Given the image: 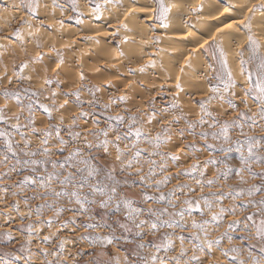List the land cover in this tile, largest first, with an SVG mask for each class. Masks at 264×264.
Masks as SVG:
<instances>
[{
  "label": "rangeland",
  "instance_id": "1",
  "mask_svg": "<svg viewBox=\"0 0 264 264\" xmlns=\"http://www.w3.org/2000/svg\"><path fill=\"white\" fill-rule=\"evenodd\" d=\"M115 1L111 0V5ZM131 1L118 0L116 1L118 5L126 3L127 8L126 5L118 6L119 14L116 11H112L114 14L112 12L104 14L102 19L104 23L115 19L113 25L116 27L115 34L105 35L97 41L98 38H92V36L96 33V35L101 34L99 31L101 28L95 25L98 22L94 21V24L92 21L95 25L93 29L96 31L93 30L92 35L78 31L79 24L87 18L84 17L86 8L93 7L96 3L103 6L104 0H93V4H89L88 0H75V4L73 0H40V8L36 16L27 12L25 5L28 0H0V37H4L0 39V108L4 109L6 121L0 122V131L9 134L16 152V157L8 153L5 138L0 137V159H3L6 154L9 157L8 165L0 167V233L11 232L13 237L11 241L0 239V260L8 259L12 264H24L23 258L31 255L32 264H45L46 261L51 264H116V261L124 264L125 259L130 264H142L141 258H149L154 252V244L160 243L166 233L172 234L175 244V250L168 255H175L179 251L177 238L183 235L184 247L188 250L187 255L190 257L193 254L189 242L194 231L191 228L192 220L201 222L211 219V214L203 203L202 198H204L212 205L213 212H219L221 207L226 209V212L222 220L206 226L207 238L213 242L220 239V245L214 246L210 253L207 248L204 252L197 251L196 255L199 259L204 261V264H240V261H244V264H253V260H260L261 264H264V243L248 239L243 225L235 230L228 228L234 220H243L245 215L255 212V209L250 207L246 210L243 208L248 199L259 200L264 195V193H255L252 197L247 196L248 189L253 185H264V181L259 177L264 170V165L256 163L257 158L264 157V120L254 115L258 110V102L253 98L250 97L245 106L244 91L247 84L245 77L241 75L238 56V53L243 51V59L248 61L252 55L251 50L246 47L247 31L240 24L238 30L244 32L246 38L242 43L237 40L232 41L231 60L235 59L234 70L231 69L229 58L226 57L235 87L228 92L221 91L216 99L207 105V110L212 113V116H205V123L202 126L197 124L195 129H189L188 123H196L200 119L198 102L212 95L208 92L209 85L219 83L215 79L209 81L208 77L222 74L218 49H224L225 39L214 36L210 30L212 33L209 35L208 43L201 49V61L196 65L197 70L188 77L185 74L184 65L188 59L184 54L181 57L183 62L180 57L179 59L170 58L171 62L165 60V63L154 61L156 54L152 48L159 46V37L151 23H148L151 28L147 31V35H144V42L134 46L139 50V47L145 45L149 48L147 52L143 53L144 51L140 49L143 52L136 50L137 53L129 48V54H127L126 50L115 41L128 32L120 26L121 23L127 25L130 17L135 15L132 13L125 19V13L129 12L128 4ZM142 1L153 5V8L156 7L154 0ZM205 1L200 0L197 4L187 2L186 7L178 12L182 16L180 26L186 27L190 24L199 11L197 9H201ZM163 2L168 7L169 2L167 0ZM110 3L107 5L111 6ZM261 4H264V0H256L253 7L258 8ZM153 14L155 15L154 12ZM136 15L132 16L136 20L142 16ZM154 15L153 21L161 25L159 20L154 19ZM247 16H251L249 10L245 17ZM132 17L131 19H134ZM53 19L57 21L56 24L59 27L54 22V25L51 23ZM17 30L20 34L22 33L21 40H17V37L12 35ZM141 33L146 31L143 30ZM253 36L261 46L260 55H264V39L259 40L254 34ZM37 44L40 46L37 47ZM186 44L185 47H189L188 41ZM53 47L56 51H52ZM57 52L62 55L63 64H59ZM168 52L174 53V50L169 49ZM37 53L40 54L41 60L34 62ZM190 53L194 54V51ZM148 54L151 55L148 57ZM151 61L157 62L158 64L154 63L157 66L153 63H151L153 67L148 64ZM21 63H27L28 67L20 73V78H17L13 72L19 69ZM142 65H144V72L135 73ZM247 67L254 71L255 63ZM81 73L85 77L83 81L79 79ZM45 76L51 80L50 84H44ZM9 80L12 83H9ZM177 83L184 90L177 91ZM220 87L222 89L223 85L220 84ZM25 89L28 91L25 92ZM5 90L19 91V102L15 99H6L3 95ZM32 92L38 95L32 96ZM53 92L56 93L55 104L52 103ZM77 92L79 99L74 94ZM231 92H235V96H232ZM221 95L225 97L223 100L219 98ZM173 101L177 102L178 107H171ZM228 101L236 105L235 110L229 106ZM29 103L33 105L35 131L31 127H25L29 121L30 114L27 110ZM40 104H45L53 110L51 117L43 112L39 107ZM21 108L24 109L23 112ZM236 112L247 113V116L254 118L255 123L252 119H240ZM81 113L86 115L81 116ZM17 114L21 116L19 132L12 127L16 123ZM117 116L123 117V122L118 123L115 119ZM61 117H63L62 124ZM150 117H152L151 123H149ZM175 117H180L178 122L174 119ZM74 118L75 125L72 124ZM225 121H238L247 136H241V128L233 125L228 132L229 140L225 141L220 128ZM212 124L215 127H210ZM57 127L60 137L65 141L63 151L55 135ZM137 128L142 133L138 143L134 135ZM69 129L73 133H79V137L70 135ZM164 129L168 130L166 134ZM45 130L52 132V135L47 138L48 154H38L31 158L24 156V151L41 149ZM103 130H108L107 139L110 143L107 152L102 147L95 146L105 137L95 136L93 133H100ZM204 132L208 133L206 139L201 136ZM213 133L216 134L215 138ZM157 134L161 136L159 147L155 146ZM117 135L120 136L119 141L116 140ZM248 137L259 141L253 147V158H250L251 172L247 166L241 164V152L237 151L235 143L236 141L242 143L243 155L247 157L248 145L243 142ZM149 141L152 142L149 143ZM26 142L29 144L28 148L24 147ZM88 142L93 144L91 149L85 147ZM133 143H136V148H132ZM117 144L124 152L121 161L116 160L115 145ZM76 149H79L81 153L77 159L88 160L90 165L98 170L99 174L94 179L89 178V183L95 184L99 181L100 187L106 191L115 187L117 200L124 197L132 202L134 208L142 210L140 220L156 219L148 215L149 208L158 211L164 208L170 212L178 211L186 199L200 202L204 215L193 211L191 215L186 213L182 221L179 217H171L187 225V228L185 230L179 227L160 228L153 236L149 233L147 226L137 230L130 222L125 221L123 211H115V202L108 209H101L98 204H86L88 211L85 212L70 196L53 197L50 190H46L40 184L47 174H61L62 179L71 171L74 173L75 181L86 176V173H78L75 168L67 166L64 169L52 168L53 161L57 164L65 162L69 153ZM136 151L140 153L138 157L134 155ZM172 156H176L177 159H171ZM17 158L21 163H16ZM28 159L40 162L35 165V172L32 170L33 165L23 163ZM129 160L132 161L130 168L127 167ZM13 166L15 169L11 170ZM80 167L84 166L80 165ZM242 168L244 183H241V177L236 175ZM251 173L257 174L255 179ZM25 176L33 177L37 182L22 183ZM209 181L212 183L209 184ZM51 188L61 191L55 179ZM63 190L70 193L74 190L73 185L70 184ZM240 191H243L245 195L233 199ZM88 192V188L85 187L82 195ZM145 194L155 198L163 194L167 199L164 201L156 199L145 203ZM90 198L100 201L107 197L96 194ZM169 200L171 204L176 205L175 209L171 207ZM234 204L236 205L235 216L227 211ZM41 205L44 208L37 216L35 210ZM49 205L60 208V215L57 216L53 208L48 207ZM49 218L53 221L51 226L47 223ZM162 219L166 220L170 217L165 216ZM118 222L128 223L131 231L120 228ZM29 224H32L34 229L31 243L21 251V245L29 240L26 230ZM89 224L94 227H86ZM137 231H140L141 236L136 235ZM201 235L203 237V233ZM44 236L49 237L47 242L43 240ZM109 236L115 237L113 244L101 246L97 238ZM229 236L232 238L231 244L228 241ZM61 242H63L62 246ZM140 243L145 244L146 247L139 249L137 245ZM230 247H236L240 251L230 254L227 258L223 257L222 251ZM45 253L48 255L45 256ZM160 255L165 254L161 251ZM17 256L22 258L17 261L15 260Z\"/></svg>",
  "mask_w": 264,
  "mask_h": 264
},
{
  "label": "snow or ice",
  "instance_id": "2",
  "mask_svg": "<svg viewBox=\"0 0 264 264\" xmlns=\"http://www.w3.org/2000/svg\"><path fill=\"white\" fill-rule=\"evenodd\" d=\"M105 4L110 3L111 0H104ZM156 7L155 8H149L147 6L141 7L139 9L137 8H132L129 12L125 13V19L128 18L129 15H131L133 12L136 11H152L155 13L154 15V19L159 20L161 27H165L167 28L168 25L166 23L167 18H168V14L171 11V9L167 6H165L163 0H154ZM73 3L75 4V0H73ZM89 4H93V0H88ZM132 3H135V0H132ZM119 6H123L122 4ZM244 7H246V5H242ZM26 10L29 14H31L32 16H36L38 9L40 8V0H28V3L25 5ZM232 8L237 7V5L233 4L231 5ZM197 10H202V9H197ZM226 12L229 10L228 7H225L224 9ZM250 12L252 11H261L264 12V4H261L258 8H256L255 6L253 8L248 9ZM101 12H102V8L101 5L99 3L94 4L93 8H92V13L93 15L96 17V19H100L101 18ZM81 22V21H78ZM24 23H27V21H24ZM241 24V26L243 27V29H245L247 31V45L246 47L249 48L251 50L252 55L250 56L249 60L246 61L243 59V51L238 53V56L240 57V66H241V75L245 77V83L247 84V88L244 91V97H245V106H247V100L251 97L253 98L255 101L258 102V110L257 113L254 115H258L259 118L261 120H264V55H260V44L257 42L256 39H254V36L252 34V17L251 16H247L245 17L243 20H241L239 22ZM121 27L127 29V25L121 23L120 25ZM219 31V29H218ZM13 36L19 38L20 37V32L17 30L14 33H12ZM4 37H0V39H3ZM207 43V41L205 42ZM40 45L37 44V47H39ZM52 51H56L55 48L53 47ZM219 53H220V64H221V68H222V74H218L215 77L209 76L208 80L211 81L212 79L217 80L219 83L217 85H209L208 88V92L211 93L212 95H209L208 98L206 100H201L198 102L199 104V108H200V119L196 122V123H188V128L189 129H195V127L197 126V124L199 125H203L205 123L204 117L208 116L211 117L212 113L209 112L207 110V105L213 100L216 99L217 95L223 91V92H228L231 88H234V82H233V77H232V73L228 68V62H227V58L223 52L222 48L218 49ZM57 57L59 58V64H63L64 60L62 55L57 52L56 53ZM41 60V56L39 53H37V55L34 57V62H39ZM255 63V70H250L247 65L251 64V63ZM58 64V66H59ZM28 67L27 63H21V65L19 66L18 70H14L13 75L16 76L17 78H20V73H23L24 70ZM209 67L211 68V65H209ZM213 71H215V69H212ZM45 72H47V69H45ZM226 77V78H225ZM28 79H30V77H27ZM84 75L81 73L79 75V79L81 81L84 80ZM9 83H12L11 80H9ZM51 80L47 78V76H45L44 78V84H50ZM220 84L223 85V88L221 89ZM176 89L177 91H182L183 89L181 88L180 84L177 83L176 84ZM25 92H27L28 90L25 89ZM77 97V99H79V93H74ZM4 97L6 99H15L19 102L20 100V93L19 91H15V92H9L7 90L4 91L3 93ZM32 96H37L38 94L36 92H32L31 93ZM232 96H235V92H231ZM55 96L56 93L53 92L52 93V103L55 104ZM221 100H223L225 97L224 96H220L219 97ZM121 100H123V97H121ZM65 103H67V101H65ZM229 106L232 107L234 110L236 109V105L233 104L231 101H228ZM39 107L43 110L44 113H46L48 115V117H51L52 115V109H50L47 105L45 104H40ZM172 108H176L178 107V104L176 101H173ZM27 110L29 112V121L28 124L25 125V127H31L33 131H35V119L33 118L34 113H33V105L32 103H29V105L27 106ZM24 109L21 108V112H23ZM81 116L86 115L85 113H81ZM236 115L240 118V119H244V120H248V119H252L253 123H255V120L253 117H249L247 116V113L245 112H236ZM21 119L20 114H17L15 116V120L16 123L12 125V127L14 129H16L17 132L20 131L21 125L19 123ZM117 120L118 123L123 122V117H119L117 116L115 118ZM151 119L152 117L149 118V123H151ZM175 120H177V122L179 121L180 117H175ZM0 122H6L5 121V115H4V109L0 108ZM60 123H63V117H61ZM76 123V119L74 118L72 121V124L75 125ZM233 125L240 127L241 131H240V135L241 136H247L246 133L243 132V128L242 126L239 125L238 121H225L221 126V133L223 135V138L225 141L229 140V136H228V132L230 127H232ZM210 127H215L214 124L210 125ZM129 131H131V126H129ZM167 129H164V133H167ZM69 134L73 135L75 137H79V133H73L71 131V129H69ZM52 135L51 131L45 130L43 132V139L41 141L42 147L39 151H24V156L26 157H35L36 155H47L48 154V148H47V144H48V137H50ZM55 135L56 138L61 146V151H63V148L65 146V141L60 137V131L59 128L57 127V129L55 130ZM93 135L95 136H104L105 139L98 142L95 146L97 148H103V150L105 152L108 151V147H109V140L107 139L108 137V130H103L100 133H93ZM134 135L136 137V143L139 142V140L142 137V133L141 130L139 128H137L134 132ZM182 135V133H181ZM208 133L204 132L201 133V136L203 138H207ZM216 134L213 133V138H215ZM0 137H4L5 138V143H6V149L8 153H11L13 157H16V152L14 150V146H13V142L9 137V134L4 132V131H0ZM161 139L160 134H157L155 140H156V147H159V141ZM116 140L119 141L120 140V136L117 135L116 136ZM152 141H149V143H151ZM136 143L132 144V148H136ZM237 144V151L241 152V157H240V162L242 165H245L248 167L249 172H251V166H250V158H253V147L255 146L256 143H259V141H254L251 137H248L243 143H246L248 145L247 148V152L248 155L247 157L243 155V145L240 141H236L235 142ZM25 148L29 147V144L26 142L24 145ZM85 147L91 149L93 147V144L88 142L85 144ZM211 147V146H209ZM116 148V160L117 161H121V158L124 156V152L120 149L119 145H115ZM81 153L79 151V149H76L72 152L69 153V155L67 156L65 162L59 163L57 164V162L53 161L52 162V168L56 169L57 167L64 169L66 166L68 168H75L76 171L78 173H86V176H83L80 180L75 181L74 180V173L69 171L67 173V175L63 176V178H60L61 174H57V173H49L47 174L44 178H42V180L40 181L41 187L45 188L46 190H50V194L53 197L59 198V197H64V196H70L71 198L74 199V202L80 206V209L82 211L87 212L88 208L85 207L86 204L91 205V204H98L99 208L101 209H108L109 207H111L113 205V202H115V211L116 212H121L123 211L124 213V219L127 222H130L135 229L140 230L142 228H144L145 226L148 227L149 229V233L153 236H155L157 234V232L160 230V228H167V229H173V228H177L179 227L181 230H185L187 228V225L181 224L179 222H177L174 219H171V217H179L180 220L182 221L185 217V214H189L191 215V213L193 211L195 212H199L201 215H204V209L201 207V203L198 201H193V200H189L186 199L183 202V205L181 206L180 210L178 211H172L170 212L167 208H164L162 210H156L154 208H149L147 210L148 215L155 217V220L149 221V220H140L139 217L142 214V210L138 209V208H134L132 206V202L129 201L128 199L121 197L119 200H117V191L115 187H111L110 189H108L107 191L104 190L103 188L100 187V183L99 181H97L95 184L89 183V178L94 179L99 173L98 170L91 166L89 161L86 159H77L78 157H80ZM135 156H139L140 153L139 151H136L134 153ZM171 159L175 160L177 159L176 156H172ZM8 161H9V157L8 155H4L3 159H0V167H6L8 165ZM73 161H76V163H72ZM16 163L19 164L21 163V161L19 160V158L16 159ZM23 163L25 164H30L33 165V172L36 171L35 169V165L39 164V161H36L34 159H28L26 161H23ZM256 163L260 164V165H264V157H259L256 159ZM80 165H83L84 167H80ZM132 166V161L129 160L127 167H131ZM15 166H13L14 170ZM243 168L238 171L236 173L237 176L241 177V183H244L243 180ZM45 171H47V169H45ZM252 177L255 179L257 174L256 173H251ZM259 177L262 181H264V170H262V172L259 174ZM58 181L60 187H61V191H56L55 189L51 188V184L53 183V180ZM143 179V178H142ZM28 182H32L35 183L37 181H35L33 179V177L30 176H25L24 180L22 181V183H28ZM209 184L212 183V181L208 182ZM73 185V191H71L70 193L67 191H64L63 189H65L68 185ZM159 184V182H158ZM87 187L89 192L88 194H84L82 195V192L84 190V188ZM255 193H264V185L262 186H256L253 185L250 189H248L247 191V196L248 197H252ZM96 194H99L102 197H107L106 199H101L100 201H97L94 198H90L94 197ZM245 195V193L243 191L237 192L236 196L233 197V199L243 196ZM42 198H46V197H42ZM158 199L159 201H164L165 199H167L163 194H161L158 198L152 197V196H148L147 194L144 195V201L145 203H147L148 201H153ZM203 203L205 205V207L207 208V211L211 214V219L210 220H204L201 222H197L195 219L192 220L191 222V228L194 230L192 236L190 237V244L192 247V256H188L187 252L188 250L184 247V243H185V237L183 235L179 236L177 239L179 240V251L175 254V255H171L169 256L168 254L173 252L175 250V244L173 241V236L171 233H166L162 239V241L160 243L154 244V252L153 254L149 257V258H141L142 260V264H204V261H202L201 259H199V257L196 255L197 251L200 252H204L205 248H207L209 250V253L211 251V249L214 246H219L221 241L220 239H217L216 241H211L207 238V230H206V226L213 223V222H218L220 220H222L223 218V214L226 212V209H224L223 207H221L219 209V212H213L212 209V205L208 202L207 199L202 198ZM70 202H72L70 200ZM169 203L171 204V201L169 200ZM49 208H53V206L49 205ZM171 207L173 209L176 208L175 204H171ZM252 208L255 209V212H253L252 214L249 215H245L243 217V220H234L232 223H230L228 225L229 229L235 230L236 228H238L240 225H243L244 230L247 232V238L248 239H255L260 241L261 243H264V195L261 196V198L259 200H252V199H248V201L246 202L245 205H243V208L246 210L247 208ZM44 206H37L35 212L36 215L39 216L43 210ZM53 210L55 211L56 215L59 216L60 215V208H53ZM230 214L235 216L236 215V205L234 204L230 210ZM31 215V211L29 213V216ZM168 216L170 217V219H162V217ZM257 216L259 217V219L257 220ZM48 225L51 226V224L53 223L52 219L49 218L48 220ZM119 223V227L122 229H125L126 231H131V228H129L128 223ZM86 227L91 228L94 227V225H87ZM28 234H29V240L25 243L21 245V251H23L25 248H27L30 243H31V236L33 233V225L29 224L27 225L26 228ZM203 233V237L202 234ZM137 236H141L140 231L136 232ZM0 239L6 240V241H11L13 239L11 232H5V233H0ZM101 244V246H107L110 244H113L115 237L114 236H109V237H99L97 238ZM43 240L45 242H47L49 240L48 236H44ZM228 241L229 244L232 243V238L229 236L228 237ZM63 242H61V246H62ZM137 247L139 249H144L146 247L145 244L140 243L137 245ZM161 251H163V253L165 255H160ZM240 251V249L236 248V247H230L228 249H225L222 251L221 255L225 258L229 257L230 254L232 253H238ZM45 256L48 255V253L44 254ZM22 257L17 256L15 257V260H20ZM24 264H32V260H31V255L24 257ZM0 264H12L11 261H9L8 259H3L0 260ZM45 264H51V262H45ZM116 264H120L119 261H116ZM124 264H130V262L125 259ZM240 264H244V261H240ZM253 264H261L260 260H253Z\"/></svg>",
  "mask_w": 264,
  "mask_h": 264
},
{
  "label": "bare ground",
  "instance_id": "3",
  "mask_svg": "<svg viewBox=\"0 0 264 264\" xmlns=\"http://www.w3.org/2000/svg\"><path fill=\"white\" fill-rule=\"evenodd\" d=\"M116 1L118 2V0H116ZM116 1H115V3H112V5L110 3L109 5H111V6H108L107 4H104L103 6H101L102 12H101V18L100 19H96V17L93 15V13H92L93 7L86 8L87 10L85 11L86 13H85L84 17H87V18L84 19L81 22V24H79V30L78 31H80L81 33H85L87 35H92L93 32L95 31L93 29V26L95 27V25H96L97 27L101 28V30H99V31L101 32V34H103V36H102L101 34L96 35L97 34L96 33L95 35L92 36V38H98L97 41L100 40L101 37H105V35H108V36L114 35L115 34L114 30H116V27L113 26L115 24V19L114 18L111 19L109 23L108 22L104 23L105 21H102V19L105 16L104 14L110 13L112 11H116V13L118 12V14H119V11H117V9H118L117 7L119 5ZM141 1L142 0H136L135 3H132V1H131L128 4L129 11L132 8L139 9L141 7H144V6H147L149 8H153V5L151 6V4H149V3L145 4V1H142V2ZM167 1L169 2L168 7L171 8V11H170L168 18H167V21H166V23L168 25L167 28L161 27V25H159L153 21V15L154 14L152 11H136V12H133V14H135V15H132V14L131 15L137 16L136 14H141L142 16H140L139 18L137 17L138 20H136L135 17H132L130 15L134 19H131V17H130L129 21L127 22V30H128L127 34H123L125 36L118 35V36H120V38L117 39L115 41V43L121 45L123 47V49L126 50L127 54H129L128 53L129 48L133 49V50L130 49L131 51H134V50L136 51L137 50L136 48H138V47L135 48L134 46H138L139 42H144L143 37L145 34L147 35V31L151 28L150 25H148V23H151L154 27V30L158 32V37H159V39H158L159 40V46L157 48H155V47L152 48V49H154L153 51H155V54H156V58H155V60L154 59L153 60L158 61V62L163 61L165 63L166 62L165 60H167V62H168V61H170V58L179 59V57H180V60L183 62V58H181V57H183L182 54H184V56L188 59V61L184 63L185 74L188 77L189 75L191 76L196 72V70H197L196 65H198V63L201 61L200 60L201 59L200 58L201 57V49L208 43V38H210L209 35L213 32L214 36L224 37V39H225L224 42L226 43V46L224 47L223 52L226 55V57L229 58V61H230L229 65H230L231 69L234 70L236 68L235 62H234L235 59H234V61L231 60V55L233 52V46H232L233 42L232 41L237 40V41H239V43H242L244 41V39L246 38V34L242 31L238 30V28H240V27H238L240 25L239 22L244 19L246 13L248 12V9L253 8V3L256 0H221V1L220 0H218V1L217 0H206L205 2H203L202 6H201L202 10H199L197 12L196 16L192 19L190 24L186 25V27L180 26V21H181L182 16H181V14H178V12L180 10H183L186 7L185 5L187 4V2H190L192 4H197L200 0H167ZM140 2L143 4H141ZM233 4L237 5V7L232 8L231 5H233ZM122 5H126V3L122 4ZM242 5H246V7H244ZM125 7L127 8V5ZM225 7L229 8V10L227 12L224 10ZM251 17H252V34H254L256 38H259V40H263L264 39V12L253 11V12H251ZM92 21H93V23H94V21H96L98 23L97 24L94 23L95 24L94 25V24H92ZM53 22H54V24L57 23V21L55 22L54 19L51 20L52 24H53ZM56 26H58V25L56 24ZM210 27H213V28L211 29ZM139 28L142 31L143 30L146 31V33H141L142 31L140 32ZM218 29H219V31H218ZM210 30L212 31L211 33H210ZM26 31H28V30H26ZM117 33H118V31H117ZM21 34H20V36H21ZM156 35H157V33H156ZM126 36H127V38H126ZM18 39L21 40V37L17 38V40ZM140 40H142V41H140ZM187 41L189 42V47H185L187 45L186 44ZM206 41H207V43H205ZM96 44L97 43H95V45ZM263 44H264V42H263ZM168 48L170 50H174V53L173 52L169 53ZM140 49H142L144 52L142 50L140 51ZM147 49H149V48H147V46L145 47V45H142L141 47H139V50H137V51L145 53V52H147ZM131 51H130V53H131ZM190 51H194V54H191ZM95 52H96V50H95ZM150 53L152 54L153 52H150ZM151 54H148V57ZM136 55H138V54H136ZM150 59H152V58H150ZM152 61L150 63H148V62L147 63L148 64H151V63L154 64L155 62H152ZM134 63H135V61H134ZM155 66H157V65H155ZM152 67H153V65H152ZM156 69H157V67H156ZM142 72H144V65H142L140 68H137V71H135V73H142ZM187 77H186V81L188 80ZM193 77H191V78H193ZM182 79L184 80L185 78L183 77ZM182 79H181V81H183ZM151 83H153V82H151ZM192 90H193V88H192Z\"/></svg>",
  "mask_w": 264,
  "mask_h": 264
}]
</instances>
